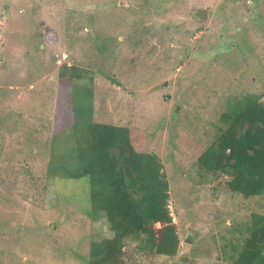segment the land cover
<instances>
[{
    "label": "rangeland",
    "instance_id": "374dc122",
    "mask_svg": "<svg viewBox=\"0 0 264 264\" xmlns=\"http://www.w3.org/2000/svg\"><path fill=\"white\" fill-rule=\"evenodd\" d=\"M62 65L93 73L81 83L94 122L129 128L165 168L178 251L128 242L127 263L229 264L226 242L242 244L264 195L230 193L195 158L215 144L228 100L264 92V0H0V264H86L90 243L112 237L86 179L48 175L72 122Z\"/></svg>",
    "mask_w": 264,
    "mask_h": 264
},
{
    "label": "trees",
    "instance_id": "16d2710c",
    "mask_svg": "<svg viewBox=\"0 0 264 264\" xmlns=\"http://www.w3.org/2000/svg\"><path fill=\"white\" fill-rule=\"evenodd\" d=\"M54 79L72 91V122L61 145L49 152L48 175L86 179L90 213L104 215L112 233L90 243L86 264H132L125 259L128 242L139 253L174 257L180 241L162 161L153 152H137L129 128L94 122L93 88L81 83L93 81L91 71L62 65ZM219 124L215 144L195 158L199 170L228 177L234 195L263 196L264 92L228 100ZM248 217L242 244L228 240L224 246L229 264H264V214Z\"/></svg>",
    "mask_w": 264,
    "mask_h": 264
},
{
    "label": "water",
    "instance_id": "95a60500",
    "mask_svg": "<svg viewBox=\"0 0 264 264\" xmlns=\"http://www.w3.org/2000/svg\"><path fill=\"white\" fill-rule=\"evenodd\" d=\"M196 17H198L200 20H205L207 17V11L206 10H197ZM164 85H165V83H164ZM185 241L187 243H190V237H188ZM183 260L186 261V259H183Z\"/></svg>",
    "mask_w": 264,
    "mask_h": 264
}]
</instances>
